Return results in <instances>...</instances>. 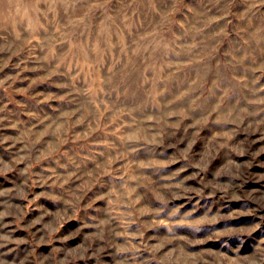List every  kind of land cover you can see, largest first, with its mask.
<instances>
[{
    "label": "rangeland",
    "instance_id": "1",
    "mask_svg": "<svg viewBox=\"0 0 264 264\" xmlns=\"http://www.w3.org/2000/svg\"><path fill=\"white\" fill-rule=\"evenodd\" d=\"M0 264H264V0H0Z\"/></svg>",
    "mask_w": 264,
    "mask_h": 264
}]
</instances>
